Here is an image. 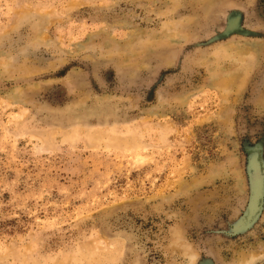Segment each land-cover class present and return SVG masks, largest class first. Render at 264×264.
Masks as SVG:
<instances>
[{"label":"rangeland","instance_id":"374dc122","mask_svg":"<svg viewBox=\"0 0 264 264\" xmlns=\"http://www.w3.org/2000/svg\"><path fill=\"white\" fill-rule=\"evenodd\" d=\"M0 264H264V0H0Z\"/></svg>","mask_w":264,"mask_h":264}]
</instances>
